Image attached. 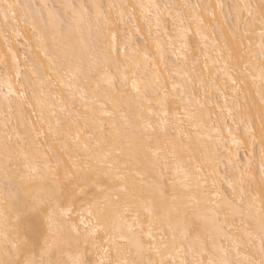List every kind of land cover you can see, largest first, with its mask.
<instances>
[{
  "label": "snow or ice",
  "instance_id": "6c2138e0",
  "mask_svg": "<svg viewBox=\"0 0 264 264\" xmlns=\"http://www.w3.org/2000/svg\"><path fill=\"white\" fill-rule=\"evenodd\" d=\"M18 7L20 6L13 4L0 6L5 21L9 18V12L13 18L16 17L17 13L13 9ZM93 7L97 9V19L104 15V27L97 25L98 47L93 49L87 71L83 62L69 71L74 80L78 74L83 75V82L76 85V91L80 100L85 101L91 87L96 102H99V113L95 108L86 106L81 114L72 104L75 95H70L67 106L59 110L60 113L66 114L63 118L52 112L57 118L55 126L49 123L52 143L47 152L41 153L39 145L31 146L35 147L42 163H38L24 148L19 149V156L24 160L23 171L15 167L18 158L16 150L7 142L4 143L0 171L9 185H15L16 192L11 195L10 207L5 209V213L10 215L3 214L5 235L4 243L0 244V264H169V261L175 264L172 259L173 251H183L182 244L177 246V233L185 240L192 233H196L197 239L206 233V238L213 241V255H210L206 262L201 256L199 259L193 258L191 262L181 260L180 264H264V0L257 6L246 4L243 8L251 18L250 21H245L247 30L244 35L251 34L257 23L260 26L259 53L252 50L251 41L246 51L242 41L236 48L225 43L224 49L217 53L220 59L213 61V64L223 61V66L218 72L232 85L234 100L240 113V124L245 126V133L249 138L245 143L260 144L258 171L254 156L251 159L245 156L240 163L229 160L234 172L238 174L221 178L231 189L230 197L221 196L217 182L213 179L212 187L215 195L220 197V202L209 201L204 190L207 177L202 175L203 165L195 162L191 144L185 143L191 141L192 137L180 131L177 123L182 124L184 119L194 121L198 109H202L204 105L194 96L188 99L173 96L170 99L167 90L161 86L159 90L154 88L156 95L161 97L155 103L159 105L160 114L165 119H161L158 124L145 120L139 111L143 107L139 103L140 99H147L139 87L144 81L135 78L136 71L132 70L133 66L127 58L123 62L120 60L115 46L116 35L111 30L110 20L100 11L101 6ZM138 7L142 11L145 8L144 5ZM183 7L195 10L201 6L186 4ZM216 7L222 8L223 5L217 4ZM235 7L239 9L240 6ZM42 8L48 10L49 24L59 18L60 13L55 6L49 9L45 4ZM27 15L34 16L31 12ZM177 15L179 16V13ZM193 18L198 21V25L204 24L202 18ZM82 22L83 17L77 20L74 14L68 31L71 32L73 25L79 30V24ZM60 23L63 25L64 21L61 20ZM179 23L180 39L184 41L190 29L183 26V19ZM156 24L159 27V18ZM45 27H48V24ZM33 31H36L35 26ZM89 31L91 32V28ZM196 35H201L199 26ZM201 38L207 39L206 36ZM37 40L38 50H44L46 53L43 35H38ZM55 40L54 35L53 41ZM181 47L187 46L182 44ZM126 50L127 45L125 52ZM48 59V71L52 74L47 75V80L52 82L54 77L60 76L61 68L56 66L52 58ZM13 63L18 64L15 56ZM196 63L198 60L193 63V71ZM102 66L103 71L97 76L96 73ZM5 67L7 68V65ZM113 67L116 69L115 73L110 71ZM208 70L209 65L205 63L203 71ZM130 71L135 101L122 90L128 85ZM32 75L37 76L35 70ZM249 80L256 89L255 96L258 99L250 100L251 94L245 91ZM117 81L121 84L120 89L116 87ZM60 83L64 84V81L61 79ZM215 83L213 79L212 86H215ZM153 84H160L158 77L152 83H146L145 91ZM200 86L202 89L205 87L203 78L200 80ZM52 87L55 88V83H52ZM69 87L71 88V85ZM179 87L173 84V92ZM216 90L219 91L218 88ZM97 93L100 95L97 96ZM11 94L9 85V95ZM240 95L245 97L243 104L239 101ZM5 100H8V96H5ZM176 100L181 101L183 110H173V121L170 122L166 119L169 116L168 108ZM61 102L64 103L63 100ZM134 102L136 109L132 107ZM147 102L149 105L153 103L152 100ZM122 105L128 108L127 112L123 111ZM148 112L149 115H155L151 107ZM117 113L123 123L113 119L112 123L106 125L103 117L114 118ZM256 120L259 121L258 127ZM170 123L172 130L176 132L175 137L169 135ZM161 137L166 141L164 147L170 146L171 149L163 157ZM7 139L10 141L11 137ZM153 140L156 141V147L152 146ZM232 142L237 147L242 143L236 137L232 138ZM245 151L247 152V148ZM184 153L189 154L188 163L194 164V172L185 165ZM168 156L172 158L171 166ZM161 160L163 170L158 175H153L152 179H146L152 175ZM169 167L173 179H167L164 175V171L169 170ZM181 176L182 179L175 178ZM33 192L37 194L33 195ZM77 202L88 204L87 223L82 213H77L80 216L79 224L71 222ZM141 211L146 213L148 218L146 232L140 219ZM237 218L244 226L238 229L239 231L249 239L252 238L253 232H257L261 241L258 252L250 251L242 260V238L224 231L225 227L234 226ZM158 223L167 225V233H171L170 240L163 227L155 228ZM209 226L212 231H208ZM219 235H224L225 239L230 240L231 247H217L215 241ZM204 250V242L201 240V252Z\"/></svg>",
  "mask_w": 264,
  "mask_h": 264
},
{
  "label": "bare ground",
  "instance_id": "6f19581e",
  "mask_svg": "<svg viewBox=\"0 0 264 264\" xmlns=\"http://www.w3.org/2000/svg\"><path fill=\"white\" fill-rule=\"evenodd\" d=\"M260 3L261 0H0V6L7 4L20 6L13 9L17 13L15 18L12 17L11 12L8 13L7 21L4 19L3 12H0V158L3 155V145L7 142L12 149L16 150L18 158L15 167L20 171H23L24 164L23 157L19 156L20 148H24L38 163H42L36 154L35 147L31 146L39 145L41 153L47 152L48 146L52 143L49 123L55 126L57 116L63 118L66 115L60 113L59 110L61 107L67 106L70 95H75L76 98L72 104L75 105V110L81 114L84 113L86 106L95 108L99 113V102H96L91 87L88 89L85 101L80 100L79 93L76 91V85L83 82V75L78 74L77 79L74 80L69 71L81 62L87 71L88 65L91 63L90 57L93 55V49L98 47L97 25L104 27V15L97 19V9L93 7V5H97L101 6L100 11L111 22V30L116 35L115 46L119 52L120 60L123 62L127 58L129 64L133 66L132 70L136 71L135 78L138 81H144L139 84V87L147 99L143 97L140 99L139 103L143 107L139 111L142 112L145 120H151L153 124H158L161 119H165L160 114L159 105L155 103L161 97L156 95L154 88L159 90L161 86L167 90L170 99L173 96H181L182 99L194 96L204 105L202 109H198L194 121L190 122L184 119L182 124L177 122L178 127L180 131L192 137L191 141H185V143L191 144L196 158L195 162L203 165L202 175L207 177L204 190L208 194L209 201L220 202V197L215 195V190L212 187L213 179L217 182V189L221 196L230 197L231 189L221 178L238 174L234 172L229 160L232 159L240 163L245 156H248L249 159L254 156L258 171L260 144L258 142L255 145L250 142L245 143L249 138L245 133V126L240 124V113L234 100L235 94L232 91V85L224 80L222 73L218 72V69L223 66V61L221 60L219 64H213V61L220 59L217 53L224 49L225 43L229 47L236 48L242 41L246 51L251 41L252 50L259 53L260 26L257 23L251 34L244 35L247 30L245 21H250L251 18L243 8L246 4L257 6ZM45 4L49 9L55 6L60 13L59 18L51 24L48 21V10L42 8ZM186 4L200 5L201 7L192 10L183 7ZM217 4H221L223 7L217 8ZM110 5L113 7L110 8ZM138 5H144V10L142 11ZM168 5L172 7H166ZM237 5L240 6L239 9L235 7ZM29 12L34 16L27 15ZM74 14L77 20L82 16L83 22L79 24V30L76 25H73L69 32L68 25ZM195 16L203 19L202 26L198 25V21L193 18ZM34 18L35 25H33ZM157 18L160 20L159 27L156 24ZM181 19L184 20L183 26L190 29L184 41H181L178 30ZM61 20L64 21L63 25L60 23ZM46 24L48 27H45ZM34 26L35 32L33 31ZM198 26L201 28V35H196ZM89 28H91V32ZM106 31L107 29H105ZM38 35H43L45 39L46 53L44 50H38ZM54 35L56 36L55 41H53ZM202 36H206L207 39H202ZM182 44H186L187 47H181ZM125 45H127L126 52ZM13 56L18 61L17 65L13 63ZM224 56L226 58V52ZM48 58H52L56 66L61 68L60 76L54 77L52 82L47 80V75L52 74L48 71L50 67ZM197 60L198 63L193 71V63ZM205 63L209 65L207 72L203 71ZM137 65L138 67H136ZM33 70L36 71L37 76L32 75ZM102 71L103 66L96 75L98 76ZM110 71L115 73L116 69L113 67ZM128 75V85L122 90L126 91L135 101V93L131 89L133 78L131 71ZM157 77L160 84H153L145 91L146 83H152ZM201 78L205 81L203 89L200 86ZM61 79L64 84L60 83ZM213 79L216 82L215 86H212ZM52 83H55V88L52 87ZM173 84L180 86L175 92H173ZM9 85H11V95H9ZM116 87L121 88L119 81H117ZM217 88L219 91L216 90ZM245 91L251 94L250 100L258 99L255 96L256 89L250 80L247 82ZM99 95L97 93V96ZM162 95L163 93H161ZM5 96H8V100H5ZM244 99V95H240L241 104ZM62 100L64 103L61 102ZM148 100H152L153 103L149 105ZM194 104L195 100H193ZM122 107L123 111H128L127 107L123 105ZM132 107L136 109L135 102ZM149 107L155 115H149ZM173 110L182 112L181 101L176 100L169 105V116L166 119L170 122L173 121ZM52 112H56L57 116H53ZM113 119L120 124L123 123L119 113L115 114L114 118L103 117L106 125L112 123ZM81 124L83 125V121ZM255 124L258 127L259 121L256 120ZM194 125H198V127ZM169 135L176 136V132L171 128V123ZM9 136L11 137L10 141L7 139ZM233 137L242 141L239 147L233 144ZM258 139L259 137H257ZM165 143L166 141L161 137L162 157L171 150L170 146L164 147ZM152 146L156 147L155 140L152 141ZM245 148H247V152ZM183 159L188 169L194 172V164L188 163V153L183 154ZM168 160L171 166V156H168ZM140 170L143 171V168ZM162 170L163 160L157 163L152 175L147 176L146 179H152L153 175H158ZM164 175L167 179H173L170 167L169 170L164 171ZM175 178L182 179V176ZM15 192V185H9L3 172L0 171V244L4 243L5 235L3 214H9L5 213V209L10 207L11 195ZM36 194L33 192V195ZM5 201L8 203L6 204ZM258 208L259 201L256 203V209ZM88 210L86 202L83 204L77 202L71 222L79 224L80 216L77 213H82L87 223ZM140 219L146 232L148 218L143 211H141ZM221 219L223 218L221 217ZM8 227L10 235L11 225L9 224ZM161 227L167 233L166 224L155 225L156 229ZM243 227L240 219L237 218L234 221V226L224 229L225 233L242 238L241 260L250 251L258 252L261 246L258 233L253 232L252 238L249 239L242 231L238 230ZM81 230H83L82 225ZM208 231H212L211 226ZM167 235L170 240L171 233H167ZM176 235L177 246L182 244L183 251L179 253L173 251L172 259L175 260V264H180L181 260L191 262L193 258L199 259L201 256L206 262L209 256L213 255V241L206 238V233L202 234L200 239H197L196 233H192L186 240L179 233ZM201 240L205 246L203 252H201ZM215 243L217 247L220 245L231 247V241L225 239L224 235H219Z\"/></svg>",
  "mask_w": 264,
  "mask_h": 264
}]
</instances>
